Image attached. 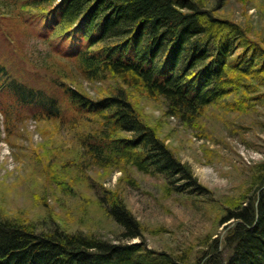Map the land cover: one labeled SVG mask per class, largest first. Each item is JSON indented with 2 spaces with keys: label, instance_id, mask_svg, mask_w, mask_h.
Returning a JSON list of instances; mask_svg holds the SVG:
<instances>
[{
  "label": "trees",
  "instance_id": "obj_1",
  "mask_svg": "<svg viewBox=\"0 0 264 264\" xmlns=\"http://www.w3.org/2000/svg\"><path fill=\"white\" fill-rule=\"evenodd\" d=\"M0 35L16 57L48 72L28 78L31 71L1 52L0 94L9 109L33 107L36 118L59 119L68 128L96 117L93 129L78 133L93 163L163 173L178 191L197 184L191 166L145 121L131 88L162 98L169 116L191 125L231 92L246 100L264 97L255 95L264 87V79L258 82L264 47L200 0H0ZM69 71L94 81L114 76L123 84L95 98L68 81ZM252 183L251 194L227 207L224 220L232 221L223 237L194 261L187 252L148 247L141 221L107 193L121 229L116 240L59 228L37 233L0 213V264H264V161Z\"/></svg>",
  "mask_w": 264,
  "mask_h": 264
},
{
  "label": "rangeland",
  "instance_id": "obj_2",
  "mask_svg": "<svg viewBox=\"0 0 264 264\" xmlns=\"http://www.w3.org/2000/svg\"><path fill=\"white\" fill-rule=\"evenodd\" d=\"M200 1L214 14L238 23L264 47V0ZM2 39L0 35V54L31 71L26 77L36 78L37 67L19 58L20 53L16 57ZM26 49L32 51L30 45ZM47 73L37 70L38 75ZM68 73L71 84L95 98L123 84L114 76L94 81ZM259 88L256 96L264 94V87ZM131 89L145 121L191 166L197 184L190 191L174 189L178 183L172 184L163 173L145 172L134 165L117 168L93 163L78 133L93 129L96 117H84L68 128L59 119L36 118L33 107L11 110L0 94L1 216L26 223L37 233L59 228L116 240L121 229L110 214L105 199L109 193L123 199L141 221L148 247L175 256L187 252L188 261H194L214 238L223 237L232 221L224 220L227 207L248 193L264 161V97L246 100L241 91L231 92L207 105L191 125L169 116L162 98Z\"/></svg>",
  "mask_w": 264,
  "mask_h": 264
}]
</instances>
